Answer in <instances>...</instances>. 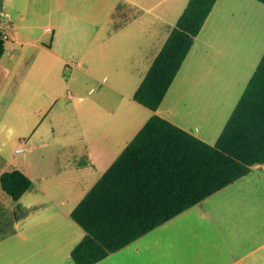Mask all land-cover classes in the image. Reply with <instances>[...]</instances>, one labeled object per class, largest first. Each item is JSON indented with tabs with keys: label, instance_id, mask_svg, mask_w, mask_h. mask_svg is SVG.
<instances>
[{
	"label": "rangeland",
	"instance_id": "1",
	"mask_svg": "<svg viewBox=\"0 0 264 264\" xmlns=\"http://www.w3.org/2000/svg\"><path fill=\"white\" fill-rule=\"evenodd\" d=\"M35 18L32 21L37 33L41 35L44 32V42L49 43L52 34L45 30L51 24L50 20L47 17ZM0 25L7 27L10 36L5 39L7 50L2 58L4 62H11L14 60L11 57L14 54L11 49L12 31L2 16ZM66 40H69L68 44ZM97 41L93 39L90 46L85 44L81 47L85 39H63L64 45L57 49L61 56V60H56L59 68L52 71L58 75L60 86L56 87L57 93L53 98L37 101L45 109L33 112L32 118L18 116L14 112L0 116V179L6 171L22 170L37 189L30 196L37 198L39 195L35 193H40L42 198L48 199L38 187L43 188L54 201L65 202L59 207L64 212L62 216H68L65 219L67 225L61 228L54 220L46 221L52 207L24 212L0 183L3 213L16 228L15 235L0 241V264H74L71 253L86 232L71 214L123 151V142H114L111 136L108 139L101 137L103 127H108L110 121L105 119L101 109L96 110L95 102L114 110L121 102L129 101L127 97L135 101L134 94L156 59L155 54L133 53L129 39H122L115 51L103 56L112 61L106 63L96 48ZM26 47L17 51V56L27 51ZM263 54L264 4L257 0H220L194 48V62H188V66L186 64L178 73L164 105L171 107L176 96L181 109L189 110V107L199 104L215 107L218 104L216 93L223 90L225 87L221 85L228 81L233 83L228 105L237 104L249 81V73L255 70ZM45 60L52 61L51 57ZM237 67L242 70L233 76L231 69ZM109 87L119 92L111 91ZM187 91V99L182 100V94ZM114 125L117 132L118 126ZM21 148L25 152H16ZM262 184L264 186V181ZM235 196L224 193L195 205L173 220L166 229L168 237L181 243L192 241L196 248L205 249V244H208V259H217L220 253H227L226 245L218 246L221 236L212 228L215 224L239 225L237 231H230L231 239L246 238V234L253 230L247 224L230 222L232 215L225 207L247 205L249 202L263 212L259 218L252 219L253 222L264 226V193L257 191L253 196ZM210 207H222L226 215L221 212L213 215L209 213ZM198 223L204 228L205 225L209 227L210 237L194 230L199 228L193 226ZM140 246L141 251L135 253ZM166 257L167 250L159 248L149 253L140 242H136L111 254L101 264H164Z\"/></svg>",
	"mask_w": 264,
	"mask_h": 264
},
{
	"label": "crops",
	"instance_id": "2",
	"mask_svg": "<svg viewBox=\"0 0 264 264\" xmlns=\"http://www.w3.org/2000/svg\"><path fill=\"white\" fill-rule=\"evenodd\" d=\"M166 1L0 0V16H2L4 23L11 28L13 41L11 49L14 52L11 56L14 59L13 61L4 62L3 58L0 59V116L6 112H14L18 116L25 115L26 118H32L33 112L37 113L45 109L44 106H39L37 101L53 98L57 93L56 87L60 86L58 75L52 71L54 68H59L57 61L61 60V56L57 49L64 45V42L62 43L63 39H85V43L83 42L81 47L85 44L90 46L93 39H98L96 48L102 55L101 59L103 62L106 60V63L112 61L103 58V56L115 51L122 39H129V48H132L133 53L155 54L154 58L157 57L189 2V0H170L166 4ZM219 1L217 0L210 16L215 11ZM34 16L36 18L47 17L50 20L51 24L47 26V28H51V31L48 32L52 34L49 43L44 42L46 41L44 32L41 35L37 33L36 25L32 21ZM209 18L203 29L206 27ZM203 29L197 36L181 70L186 67L188 62L189 64L194 62V48L200 40ZM45 32L47 31L45 30ZM86 39L91 40L87 41ZM68 43L69 40H66V44ZM24 46H27V51H24L23 54L20 53V57L17 56V51L24 48ZM41 54L44 57H40ZM46 57H51L52 61L45 60ZM241 70L239 67L231 69V74L237 76ZM255 70H251L249 73V80ZM183 78L186 79V77ZM221 86L225 88L216 93L218 104L210 108L199 104L193 108L189 107V110H186V108L181 109L176 96L172 99L171 107H167L164 104L171 89L156 111L132 101L129 97H127L129 101L121 102L119 108L117 107L114 110L105 108V106L95 102L97 105L96 110L101 109L104 112L103 116L110 121L111 125L103 127L101 137L108 139L107 137L111 136V140L114 142H123L122 149L124 150L148 120L154 115H159L195 134L202 140L214 144L237 105H228L233 83L228 81ZM109 90L119 92L112 87H109ZM187 93L189 91L182 94V100L187 99ZM113 124L118 126L117 132H115L116 127ZM105 149L108 151L109 147ZM254 169L255 172L253 173ZM263 181L264 164L255 165L251 168L249 174L209 196L204 201H210L224 193L236 194L234 198L253 196L257 191L264 193ZM34 186L35 184L17 201L18 207L29 213L52 207L53 209L46 221L51 222L54 220L60 224L61 228L67 225L65 219L68 216H62L64 212L61 209L62 207H59L65 202L63 200L54 201L50 195H47L49 193L41 187H38L39 191L48 199L42 198L40 193H35L39 195L37 198L31 197V192L37 190ZM191 208L133 243L140 242L143 249L149 253L159 248L167 250L164 264H264V226L262 227L253 222L263 213L260 208H256L249 202L247 205L225 207L231 212L230 222L247 224L250 230L252 226L253 231L246 234V238L231 239L230 231L232 229L237 231L239 225L215 224L212 228L218 231L221 236V243L218 246H227V253H220L217 259L216 257L211 259L206 257L209 250L208 244H205V249L196 248L192 246L194 244L192 241L181 243L180 240L168 237L166 229L174 222L173 220H177ZM208 209L209 213L213 215L220 212L226 215L224 213L225 209L222 207H210ZM193 226L199 227L194 230H197L201 235L210 237L207 225H205V228L200 223ZM141 249L140 246L135 250V253L140 252ZM102 262L104 261L102 260L97 264Z\"/></svg>",
	"mask_w": 264,
	"mask_h": 264
},
{
	"label": "trees",
	"instance_id": "3",
	"mask_svg": "<svg viewBox=\"0 0 264 264\" xmlns=\"http://www.w3.org/2000/svg\"><path fill=\"white\" fill-rule=\"evenodd\" d=\"M264 4V0H257ZM217 0H189L134 100L163 103ZM6 41L0 37V59ZM264 164V54L218 140L210 144L172 121L152 116L72 212L86 232L74 264H97ZM14 200L31 189L22 170L6 171ZM0 202V241L16 234Z\"/></svg>",
	"mask_w": 264,
	"mask_h": 264
},
{
	"label": "built area",
	"instance_id": "4",
	"mask_svg": "<svg viewBox=\"0 0 264 264\" xmlns=\"http://www.w3.org/2000/svg\"><path fill=\"white\" fill-rule=\"evenodd\" d=\"M46 31H51V28H47ZM0 37H2L4 40L9 38L7 28L4 25H0ZM16 152L22 153L25 152V149L21 148Z\"/></svg>",
	"mask_w": 264,
	"mask_h": 264
}]
</instances>
